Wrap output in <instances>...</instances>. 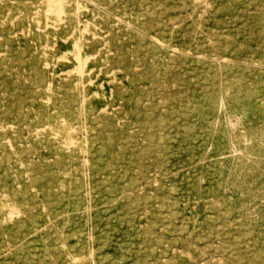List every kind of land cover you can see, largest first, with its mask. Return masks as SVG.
<instances>
[{"label":"rangeland","instance_id":"rangeland-1","mask_svg":"<svg viewBox=\"0 0 264 264\" xmlns=\"http://www.w3.org/2000/svg\"><path fill=\"white\" fill-rule=\"evenodd\" d=\"M62 3L0 0V264H264V0Z\"/></svg>","mask_w":264,"mask_h":264},{"label":"bare ground","instance_id":"bare-ground-1","mask_svg":"<svg viewBox=\"0 0 264 264\" xmlns=\"http://www.w3.org/2000/svg\"><path fill=\"white\" fill-rule=\"evenodd\" d=\"M44 4L47 6V9H49V12H47L48 14H51L50 17L45 16L46 19H53L55 22L58 20H60L63 17V9H64V5L62 3V0H43ZM79 11V10H78ZM77 11V12H78ZM87 11V10H86ZM46 13V14H47ZM60 22H62L60 20ZM78 22V21H77ZM39 24V22H38ZM88 24V23H87ZM80 25V24H79ZM86 25V24H85ZM2 26L6 27L7 23L3 22ZM47 26V25H46ZM50 26V25H48ZM88 26V25H87ZM53 29H55L54 27H56V25L52 24ZM82 37L81 39L74 44L73 48H74V53L72 51L71 55V59H68L72 62V67L70 68L69 72H68V76H64V75H60L57 77V80L55 82H60L62 80H66V79H70V78H74V77H82L84 74H86L90 68V64H91V60L90 58L87 56L86 54V47H85V43H83L86 39V35L89 34V31L86 29H82ZM74 31V30H73ZM75 33V32H74ZM27 35H29L32 39V41L36 44V46L42 47L43 50L44 48V44L47 42L51 41V38H49L48 36H46L38 27H34L32 28L29 32L26 33ZM94 38V37H92ZM79 39V38H78ZM84 40V41H83ZM83 41V42H82ZM65 42V41H64ZM85 47V48H84ZM51 48V47H50ZM103 48V47H102ZM99 50V49H98ZM67 52V51H66ZM110 54V52H109ZM45 55V54H44ZM97 54H95L96 56ZM62 56V55H61ZM64 56V55H63ZM62 56V58H63ZM94 56V55H93ZM61 58V57H60ZM57 61V59H56ZM47 64H45L46 66ZM44 66V67H45ZM41 71V70H40ZM40 71H34V73L36 74H40L41 78L42 76H45L43 74V72L41 73ZM68 71V70H67ZM119 71V70H118ZM100 74V73H99ZM107 76V75H106ZM89 82V81H88ZM49 86L48 89H50V87H52V82H49ZM90 83V82H89ZM92 83V81H91ZM82 86V85H81ZM83 90V89H82ZM43 102V101H42ZM45 102V101H44ZM64 125V124H63ZM10 126V125H9ZM45 128V127H44ZM72 131V130H71ZM69 131V132H71ZM68 132V133H69ZM74 132V131H72ZM56 134V133H55ZM58 135V134H57ZM56 135V136H57ZM69 143V142H68ZM71 143V142H70ZM72 145V144H70ZM69 145V147H70Z\"/></svg>","mask_w":264,"mask_h":264}]
</instances>
